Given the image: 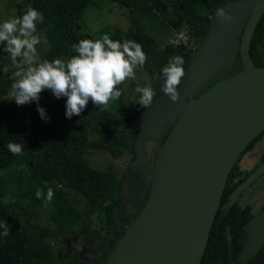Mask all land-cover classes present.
<instances>
[{"label":"trees","instance_id":"trees-1","mask_svg":"<svg viewBox=\"0 0 264 264\" xmlns=\"http://www.w3.org/2000/svg\"><path fill=\"white\" fill-rule=\"evenodd\" d=\"M14 8L15 16H22L26 6L42 12L45 20L37 25L38 33L47 40V48L39 61L55 58L68 59L76 55L72 45L82 39L95 38L83 31L79 25L84 10L91 0H7ZM138 14L157 20L169 26L175 32L185 30L188 37L196 43L206 35L209 28L210 15L215 8L231 0H110ZM114 40H135L142 43L148 53L144 68L149 74H160L167 61L173 55L184 58L186 68L191 51L167 43L157 49L152 37L147 35L138 25L127 31L117 29L111 36ZM150 42H154L150 53ZM0 45V222L6 221L10 227V235H0V264H59L55 250L50 243V232L39 223L30 220L28 207L39 205L49 211L51 220L57 228L64 232L74 227L82 216L65 195V190L81 196L85 204L92 210L104 213L105 233L98 232L89 222L83 223L80 231L83 241L88 246L90 239L97 234L98 243L94 248L99 258L87 264H101L114 248L117 239L124 229L118 224V212L123 213L121 206V187L123 180L113 172L112 166L100 170L91 166L85 158L87 142L91 133H98L102 148L112 156H118L125 148L133 151V140L139 133V123L145 108L128 110L123 98L112 101L120 108L112 113L108 108L101 110L89 101L80 116L66 118V97L57 99L50 90L41 93L39 106L46 110L51 122L41 119L37 111V103L17 106L13 97L8 96L15 70L5 71L8 54ZM250 55L256 66H264V12L261 15L251 39ZM242 67L239 51L232 59V74ZM218 79H213L208 88ZM205 88L198 91L202 92ZM156 96L158 89H155ZM195 94V96L197 95ZM116 133L115 140L103 142L105 134L101 128ZM165 135L163 136V140ZM162 140V141H163ZM8 143L23 145L21 155H12L7 149ZM25 171L28 188L21 193L30 201L17 213L12 206L3 201V194L13 176ZM230 175V173H229ZM224 187L221 203L226 198L229 188V176ZM20 181V180H19ZM21 184V182H20ZM54 191L52 201L44 206V199L35 195L41 189L46 196L48 188ZM220 203V204H221ZM127 225V224H126ZM3 229H0L2 232ZM236 231L229 212L219 206L215 215L206 247L199 264H264V244L255 258H248L245 263L237 261L244 235L238 234L240 243L236 244ZM79 264L77 260L70 263Z\"/></svg>","mask_w":264,"mask_h":264},{"label":"water","instance_id":"water-1","mask_svg":"<svg viewBox=\"0 0 264 264\" xmlns=\"http://www.w3.org/2000/svg\"><path fill=\"white\" fill-rule=\"evenodd\" d=\"M220 9L232 19L221 21ZM263 12L264 0H231L215 8L206 35L188 58L178 101L160 90L162 76L154 77L160 87L153 105L143 110L133 140L135 158L125 170V200L137 209L147 183L149 192L101 264H199L230 170L264 128V66H256L250 55ZM237 51L241 69L205 88L230 69ZM201 87L205 89L197 94ZM168 126L151 170L143 169L151 160L145 144L158 142ZM101 130L105 139L111 135ZM257 219L264 223V212ZM262 237L261 229L241 259L257 249Z\"/></svg>","mask_w":264,"mask_h":264},{"label":"clouds","instance_id":"clouds-1","mask_svg":"<svg viewBox=\"0 0 264 264\" xmlns=\"http://www.w3.org/2000/svg\"><path fill=\"white\" fill-rule=\"evenodd\" d=\"M221 21L232 19L224 9L217 11ZM42 12L26 6L22 16L12 17L0 22V45L10 56L15 71L12 73L10 95L17 106L36 102L37 111L42 120L51 122L46 110L39 106L41 93L50 90L59 99L66 97V118L80 116L89 101L101 110H107L110 102L118 100L122 91L118 87L129 79H135L138 68L148 60V53L142 43L135 40H119L104 34L99 39H82L72 48L76 55L52 61L38 60V48L42 42L47 43L37 30L43 23ZM185 61L182 56L173 55L161 69V91L175 102L179 99V89L186 78ZM138 104L150 108L156 97L153 87H137ZM7 149L12 155H21L23 145L8 143ZM38 199H44V206L52 201L54 191L48 188L46 196L41 189L35 193ZM0 235H10L6 221L0 222Z\"/></svg>","mask_w":264,"mask_h":264},{"label":"rangeland","instance_id":"rangeland-1","mask_svg":"<svg viewBox=\"0 0 264 264\" xmlns=\"http://www.w3.org/2000/svg\"><path fill=\"white\" fill-rule=\"evenodd\" d=\"M12 17H16L14 8L8 4L7 0H0V22ZM79 25L83 31L90 33L95 39L101 38L104 34H108L111 38L117 29L127 31L128 29L138 25V27H140L147 35L152 37L157 49L162 48L167 43L174 42L181 48L191 51L192 54L199 44L192 38L188 37L185 30L174 32L169 26L164 25L157 20L142 16L137 12L126 7H122L116 2L110 0H91V3L87 6L79 19ZM40 35L42 36V34ZM154 42H150V45H153ZM37 48L39 60L42 53L47 48V43L42 42L37 46ZM11 70H15V68L11 64V59L8 55L5 71L8 72ZM155 76L156 75L149 74L144 67H140L136 71L135 79H129L122 84L126 109L137 110L142 107L137 103L140 95L135 91L137 87L151 86L154 89H158L160 87L159 82L154 83ZM10 91L11 88L9 89V93ZM9 93L8 96L12 97ZM117 105L110 102V106L108 108L112 111V113L116 114L120 111V108ZM100 144L101 141L99 134L91 133L89 137V145L87 146V151L85 153V158L88 163L100 170L106 169L111 165L115 175L117 177H122L128 162H130L132 150L125 148L118 156H112L108 151L101 148ZM147 147H150V144H148ZM2 172L3 171H0V173ZM24 173L25 171H21L19 175L16 174V176H13V179L9 181L8 186L2 195L3 201L6 204L11 205L12 209L19 214L21 213L20 209L23 208V205H26L30 201L29 198L24 199L21 196V193L28 188L27 175ZM65 195L73 206L81 212L82 216L80 221L74 227L69 228L68 231L64 233H61L62 231H60L53 223L49 211L43 209L39 205L28 207L30 212L32 211L29 215L30 220L39 223L43 229L50 232V243L54 247L58 263H64L66 259L69 262L78 258L79 255L77 251L79 250V243H71L72 246L74 245V249H69L67 248L69 244L64 241L63 243L62 239L70 240V237L76 233L82 237L80 227H82L83 223L89 222L98 232L104 233L106 230L104 224V213L102 211L90 209L85 204L84 199L72 191L66 189ZM95 235L97 234L93 235L90 247L95 246Z\"/></svg>","mask_w":264,"mask_h":264},{"label":"flooded vegetation","instance_id":"flooded-vegetation-1","mask_svg":"<svg viewBox=\"0 0 264 264\" xmlns=\"http://www.w3.org/2000/svg\"><path fill=\"white\" fill-rule=\"evenodd\" d=\"M172 43L174 44V42ZM149 47L151 50L149 53L150 57V55L155 54V52L153 50L154 48L152 45H149ZM151 75L157 74L154 73ZM230 75H232V64L230 69L225 70L223 72H219L217 75H215L213 79H221ZM200 89H202V87ZM169 129L170 126H168L166 130L160 134L158 142H148L145 144L144 148L147 151V154L151 160L150 162H147L145 166L142 167L143 169L149 168V170H151V166L157 149L162 144V138L164 135L166 137ZM116 135V133L111 132V135L107 139L103 138L102 140L103 142H106L111 139L115 140ZM148 144H150V147H147ZM88 145L89 140L87 142V146ZM100 147L102 148V144H100ZM134 158L135 151L133 149L130 162ZM229 176V188L226 191V198L223 203L220 202V206L225 209L226 212H229L232 223L234 224V229L237 233L236 244L240 243L238 239V234L244 235V238L241 241V249L238 252L237 261L240 263H245L248 258H255V256H257L258 251L264 244V223H261V221L257 219V217L262 212H264V128L247 144V146L240 153L237 160L233 164V167L230 170ZM147 177H150V174ZM120 178L123 180L121 187V206L124 212L121 214L120 212H118V224L123 226L124 228L126 224H128L143 208L147 198V194L149 192L150 184L147 183L145 190L141 193V201L139 203V207L137 209H133L125 200V170L123 176ZM261 229L263 230V237L257 249L254 252H248L244 256V258L241 259L245 246L250 241V239H253L257 236V234L261 232ZM95 236L96 237L94 239V247H90L93 236L91 237L90 245L88 246L83 241V235L81 237L77 233L75 235H72V237H70V240L62 239V242L64 241L65 243L67 242L69 244V246H67V248L69 249H74V245L72 246L71 243H79V250L77 251L79 256L78 258H75L72 261L77 260L79 264H87L90 260L100 257L99 252L94 250L98 243V237L97 235ZM72 261L68 262L66 259L64 263H70Z\"/></svg>","mask_w":264,"mask_h":264},{"label":"built area","instance_id":"built-area-1","mask_svg":"<svg viewBox=\"0 0 264 264\" xmlns=\"http://www.w3.org/2000/svg\"><path fill=\"white\" fill-rule=\"evenodd\" d=\"M178 43V42H177ZM175 44V43H174ZM176 45H178V44H176ZM179 46V45H178Z\"/></svg>","mask_w":264,"mask_h":264}]
</instances>
